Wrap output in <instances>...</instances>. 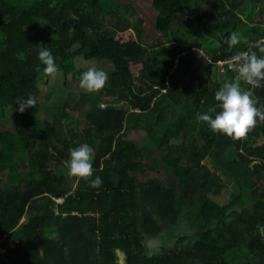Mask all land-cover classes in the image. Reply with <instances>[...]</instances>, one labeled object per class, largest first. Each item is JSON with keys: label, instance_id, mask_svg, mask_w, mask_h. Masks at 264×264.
Returning a JSON list of instances; mask_svg holds the SVG:
<instances>
[{"label": "trees", "instance_id": "1", "mask_svg": "<svg viewBox=\"0 0 264 264\" xmlns=\"http://www.w3.org/2000/svg\"><path fill=\"white\" fill-rule=\"evenodd\" d=\"M168 1L154 28L168 37L172 17L182 21L170 43L147 46L135 1L0 0V118L14 121L0 131V264H264V120L234 139L197 119L238 80L234 56H264V0ZM129 29L138 42L117 44ZM232 32L241 40L230 47ZM39 45L73 82L78 58L113 68L102 89L79 94L78 117L65 102V130L35 118L40 78L51 77ZM253 93L264 104V86ZM81 143L94 149L87 178L66 166ZM225 180L231 198L218 206L210 195Z\"/></svg>", "mask_w": 264, "mask_h": 264}, {"label": "clouds", "instance_id": "2", "mask_svg": "<svg viewBox=\"0 0 264 264\" xmlns=\"http://www.w3.org/2000/svg\"><path fill=\"white\" fill-rule=\"evenodd\" d=\"M240 40L239 34L232 32L225 42L231 47ZM39 46L38 60L44 65L43 72L49 76L57 73L59 67L51 50L44 45ZM232 59L236 61L231 67L237 71L238 80L225 81L215 92L216 104L198 114L197 119L206 122L214 132L236 139L244 137L257 120H264V104L258 106V98L253 93V89L264 86V56L248 51L241 52ZM37 69L39 70V65ZM108 78L106 71L90 67L81 73L79 85L89 92L98 91L105 86ZM239 80L251 87H242ZM93 158L94 149L88 143L71 148L66 161L68 172L82 178L92 176ZM90 183L99 186L102 179L97 175Z\"/></svg>", "mask_w": 264, "mask_h": 264}, {"label": "rangeland", "instance_id": "3", "mask_svg": "<svg viewBox=\"0 0 264 264\" xmlns=\"http://www.w3.org/2000/svg\"><path fill=\"white\" fill-rule=\"evenodd\" d=\"M124 2L135 1L136 11L139 18L142 20V43L144 45H153L157 46L159 44H168L173 40L176 30L178 29L179 24L181 23L180 16H174L171 19V23L167 30L168 37H164L163 33H160L154 28L155 18L158 14L168 12L170 4L168 0H123ZM117 44H134L138 42V38L133 30H127L123 33H119L115 36L114 40ZM108 44L110 41L103 40L102 44ZM76 69L79 72L77 82H73L68 76L64 79L61 72H57L51 75L50 78H40L39 92L36 97V112L35 118L40 123L43 121H54L60 126L63 130L67 129L70 126L69 122L66 121V118L62 114V107L65 102L68 103L70 108H66V111L73 115V117H78V113L74 110L78 102L79 94L85 92L86 90L82 89L79 85V77L81 73L87 70L90 67H95L102 69L108 73V76L113 71L112 65L107 61H102L98 59H89L87 58H78L75 60ZM218 68L213 69L214 78L219 79L223 74L222 63L218 64ZM127 69L135 76L138 75L140 66H135L132 64L127 65ZM246 88V87H244ZM14 130V121L7 118H0V131ZM144 135L143 132H132L127 136V140L130 141H139ZM208 165V162H204ZM173 176L178 180L183 178V172L185 170V164H176L174 167ZM32 171V168L28 165L27 170L22 171L21 174L26 177ZM225 188L219 195L211 194L210 197L217 203L218 206L225 205L227 201L231 198V186L228 181L225 180ZM13 241L10 242V245L13 246ZM148 247L158 249V244L155 238L147 239ZM120 262L122 258L120 257Z\"/></svg>", "mask_w": 264, "mask_h": 264}]
</instances>
